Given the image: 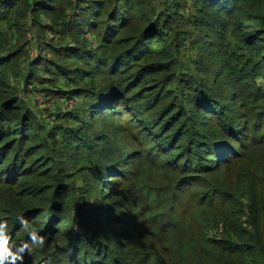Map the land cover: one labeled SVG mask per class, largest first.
<instances>
[{
  "label": "trees",
  "instance_id": "trees-1",
  "mask_svg": "<svg viewBox=\"0 0 264 264\" xmlns=\"http://www.w3.org/2000/svg\"><path fill=\"white\" fill-rule=\"evenodd\" d=\"M81 1L0 0V22H5L0 24V222H7L11 243L31 245L18 217L45 239L43 247L31 245L18 264H175L176 257L181 264H264V0H200L217 17L221 15L218 35L226 46L234 35V44L246 47L248 54L214 49L210 57L219 61V67L213 84L221 89L211 97L210 88L195 81L202 87L196 86L194 95L176 98L179 108L187 104L197 110L186 113L189 117L182 131L192 138L180 151L174 152L180 148L174 141L182 125L176 126L168 142L149 137L164 126H175L180 111L141 139L138 129L147 127L130 121L124 96L98 83L89 104L113 118L104 125V140L108 144L113 138L125 140L132 149L126 156L114 153V144L106 151L89 149L96 178L107 184V195L105 188L97 191L107 209L97 225L81 220L82 209L74 222L75 217L65 213L61 197L70 185L64 164L48 154L40 122L19 105L17 87L44 76L36 72L44 57L38 56L22 69L20 44H11L12 34L29 21L42 31L71 35L75 27H94L102 19L101 1L90 0L87 5ZM153 1L118 0L126 3L130 19L142 26L139 44L173 50L168 31L161 34L157 25L184 2L162 0L161 15L154 18ZM41 13L51 22L44 24ZM123 13L118 8L114 20L123 23ZM114 20L108 23V32L117 25ZM76 37L87 53L83 61L117 64L118 54L105 58L97 47L88 49ZM134 48L137 42L118 61H124L126 53L136 54ZM179 72L171 80L179 79ZM68 127L65 135L74 138L73 125ZM57 132L54 129L51 134L54 139ZM242 194L244 201L239 198ZM64 219L70 220L65 230ZM214 227L220 230L218 235L211 231ZM64 232L66 241L59 242Z\"/></svg>",
  "mask_w": 264,
  "mask_h": 264
},
{
  "label": "rangeland",
  "instance_id": "rangeland-1",
  "mask_svg": "<svg viewBox=\"0 0 264 264\" xmlns=\"http://www.w3.org/2000/svg\"><path fill=\"white\" fill-rule=\"evenodd\" d=\"M89 1L82 0L81 3L87 5ZM100 1L99 11L102 19L94 27L90 26L84 30L75 27L77 30H74L71 35L59 30L42 31L29 21L28 25L19 27L18 33L14 32L11 36L12 45L20 44L22 69L29 67L31 61L38 56L44 57L43 62L36 68L37 74L44 76L34 82L25 84L21 82L16 93L19 105L32 113L33 121L40 122L38 127L43 132L41 140L48 145V154L64 164L65 180H68L70 185L61 197L64 200V211L75 217L74 222L82 209L84 211L80 213L83 215L81 220H90L95 225H97L96 221L105 219L104 213L107 211L103 206L105 200L97 191L105 188L104 195H107V184H104L103 178L100 181L96 178L92 167L95 158L89 149L100 147L106 151L114 144L116 147L114 153L121 156L128 155L132 149V144L125 140L113 138V141L109 142L110 145L107 140H104L106 127L104 125L113 118L107 115V111L97 109V105L89 104L91 93L97 89L98 83L103 87L102 89L111 86L124 96V102L131 111L130 121L137 124L143 123L147 127L145 130L138 129L142 132L141 139L151 129H158L159 123H163L166 118L177 115L180 111V116L175 119L177 120L175 126L171 129H165L164 126L159 133L149 135L157 141L168 142L167 137L174 132L176 126L182 125L174 141L175 145L180 147L174 150L177 152L184 148L187 138L190 137L187 132L182 131L183 123L189 117L186 113L188 110L194 112L197 110L194 106L189 107L187 104L185 109L179 108L178 102H175L176 98L181 95H194L195 87H202L194 83L195 81L203 82L205 87L210 88L211 97H214L215 92L221 89L213 84L215 70L219 67V61L212 60L210 57L214 49L227 53L235 49L238 54L244 56L248 54L246 47L234 44L233 40L236 39L234 35H231L230 45L226 46L225 41L218 35L221 30L219 24L221 15L217 17L215 10L200 0H180L184 2L183 7H176L173 15L157 25L161 34L163 31H168L167 39L174 44L173 50L170 51L165 47H150L145 42L139 44L143 29L138 20H132L128 16L126 3L118 2V0ZM155 1H153L154 18L160 17L164 3L162 0ZM118 8L123 9V14L126 16L123 23L114 20V14ZM40 16L44 24L51 22L46 14L41 13ZM112 20L117 25L108 32L107 25ZM1 23L5 24L4 21ZM76 36H79L81 43L85 44L83 46L88 49L90 46L97 47L99 53L111 58L113 53L119 56L136 42L138 48L134 49L137 53L131 55L126 53L124 61H118L116 56L117 64L114 67L106 64L93 65V62L81 59L82 55L87 53L79 47L82 44L78 43ZM230 60L233 61V58ZM179 70L180 78L171 80L172 75H177ZM189 79L190 81H187ZM112 81H118V85ZM76 115L81 119L74 117ZM196 116L197 114L194 119ZM70 124L76 132L74 138H68L64 133V130L69 129ZM54 129L58 130L56 139L51 136ZM14 150L15 148L12 152ZM77 153L79 155L72 157ZM239 198L245 200L243 194ZM67 221L70 220H63L66 224L63 226L64 230L69 228ZM244 225L245 223L242 224ZM109 227L106 225L107 231ZM211 231L214 235L220 232L216 227ZM67 235L68 233L64 232L59 242L66 241ZM12 244L16 245L19 242ZM118 248L122 252L126 251L123 246L119 245ZM172 248L175 253V244ZM175 264H181L177 257Z\"/></svg>",
  "mask_w": 264,
  "mask_h": 264
},
{
  "label": "clouds",
  "instance_id": "clouds-1",
  "mask_svg": "<svg viewBox=\"0 0 264 264\" xmlns=\"http://www.w3.org/2000/svg\"><path fill=\"white\" fill-rule=\"evenodd\" d=\"M23 230L28 233L31 245L43 247L45 239L37 234L36 229L23 217H18ZM31 245L27 242L13 245L8 235L7 222H0V264H18L22 262L25 251H31Z\"/></svg>",
  "mask_w": 264,
  "mask_h": 264
}]
</instances>
